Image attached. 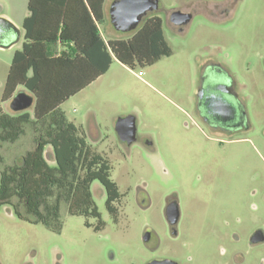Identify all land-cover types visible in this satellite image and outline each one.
I'll use <instances>...</instances> for the list:
<instances>
[{"label": "rangeland", "instance_id": "obj_1", "mask_svg": "<svg viewBox=\"0 0 264 264\" xmlns=\"http://www.w3.org/2000/svg\"><path fill=\"white\" fill-rule=\"evenodd\" d=\"M27 3L0 0V14L21 26ZM159 3L151 14L164 20L172 54L135 70L115 59L106 74L62 106L110 160L112 179L124 194L117 204L119 219L107 210L99 181L92 192L106 223L100 231L87 226L85 217L71 215L66 205L60 231L21 220L5 205L0 209V264H147L156 259L264 264V241H250L253 231L264 233V0ZM187 8L194 15L182 30L169 25L174 11ZM107 24L119 37L132 34ZM22 47L21 40L0 48V113H16L12 99L3 101L2 95L13 55ZM213 61L227 69L246 101L249 128L233 135L214 130L202 118V69ZM128 115L137 122L131 144L120 140L115 126ZM34 135L27 126L16 143L3 142L5 163L32 149ZM46 154L54 164L51 147ZM171 195L181 211L176 238L165 214Z\"/></svg>", "mask_w": 264, "mask_h": 264}, {"label": "trees", "instance_id": "obj_2", "mask_svg": "<svg viewBox=\"0 0 264 264\" xmlns=\"http://www.w3.org/2000/svg\"><path fill=\"white\" fill-rule=\"evenodd\" d=\"M104 5L105 0H29L23 47L15 51L4 84L3 101L22 86L34 94L35 102L32 111L0 113V149L3 142L16 143L27 126L35 135L33 148L12 164L0 152V209L9 205L19 219L53 231L62 229L64 205L96 231L105 227L92 192L94 181L103 185L115 221L124 196L112 179L110 160L87 140L82 125L68 119L62 104L105 74L114 59L135 70L173 52L164 20L155 14L130 36L106 40L101 26L111 17ZM48 147L54 164L47 159Z\"/></svg>", "mask_w": 264, "mask_h": 264}, {"label": "flooded vegetation", "instance_id": "obj_3", "mask_svg": "<svg viewBox=\"0 0 264 264\" xmlns=\"http://www.w3.org/2000/svg\"><path fill=\"white\" fill-rule=\"evenodd\" d=\"M183 11L191 13L192 17L194 15V10L192 9ZM172 24L180 30H182L184 26L176 25L173 22ZM202 71L204 81L202 90L204 93L203 97L209 98V101L205 107L206 111L202 115L203 120L214 130L228 135H233L248 129L250 118L245 103L246 101L243 96L237 92L236 81L231 77L227 69L222 64L213 61L205 63L203 65ZM200 106H203L202 101L200 102ZM148 144H151L150 141H147V145ZM172 204L173 206H171ZM165 214L168 222L169 232L173 238L178 237L181 211L176 196H168ZM257 231H259V229L253 231L250 236V241L253 245L264 241L260 240L258 242H252V237ZM150 235L151 234H149V238L147 240L144 238L146 242L150 240ZM145 236L146 234L144 237ZM165 260L173 261L176 264H179L178 262L171 259H156L152 260L151 262Z\"/></svg>", "mask_w": 264, "mask_h": 264}, {"label": "water", "instance_id": "obj_4", "mask_svg": "<svg viewBox=\"0 0 264 264\" xmlns=\"http://www.w3.org/2000/svg\"><path fill=\"white\" fill-rule=\"evenodd\" d=\"M160 7L159 0H114L110 7L111 22L116 30L121 32L135 31L146 17L157 11ZM170 19L176 25H185L192 19V14L184 11H174ZM23 37V28L18 26L8 17L0 14V48L9 49L14 44L20 42ZM203 91L200 93L202 104L206 106L209 98L203 97ZM35 102L34 94L28 92L25 88L17 91L11 100V107L15 112H21L30 109ZM116 131L120 140L131 144L137 139V122L134 115H128L118 118L116 121ZM173 206V204L171 205ZM149 238L146 234L145 240ZM264 240V234L261 230L257 231L252 242ZM148 264H176L173 261H153Z\"/></svg>", "mask_w": 264, "mask_h": 264}, {"label": "crops", "instance_id": "obj_5", "mask_svg": "<svg viewBox=\"0 0 264 264\" xmlns=\"http://www.w3.org/2000/svg\"><path fill=\"white\" fill-rule=\"evenodd\" d=\"M28 2H29V0H28ZM111 4H112V3H111ZM111 4H110V3L107 4V0H105L104 9H105L106 14H108L109 16H110V7H111ZM187 9H188V8H187ZM28 15H29V10H28V3H27V14L25 15V17L28 16ZM25 17H24V18H25ZM24 18H23V20H24ZM191 20H192V19H191ZM107 23H108V22H105V24L101 26V30H102V33H103L105 39H106V40H109V39H112V38H120V37L118 36V34H116V33L112 32V31H110V29H109L110 25H108ZM168 23H169V25H173L172 22H171V19H170V18L168 19ZM22 24H23V21H22ZM106 24H107L108 26H107V29L105 30V27H106L105 25H106ZM20 27H22V25H21ZM22 28H23V27H22ZM24 37H25V31H24V29H23V37H22V41H23V42H24ZM62 48H63V47H62L60 44L57 46V49H58V50H60V49H62ZM114 61H115V59H114ZM114 61H113V62H114ZM106 73H107V72H106ZM106 73H105V74H106ZM103 75H104V74H103ZM103 75H102V76H103ZM22 88H23V87L20 86L19 89H18V91L21 90ZM66 102H67V101H66ZM66 102H65V103H66ZM65 103H63L62 106H63ZM62 106H61V107H62ZM62 109H63V108H62ZM79 125H82V124H79ZM82 126H83V125H82ZM83 127H84V126H83ZM85 131H86V130H85ZM93 145H94V144H93ZM95 146H96V145H95ZM96 147H97V146H96Z\"/></svg>", "mask_w": 264, "mask_h": 264}]
</instances>
